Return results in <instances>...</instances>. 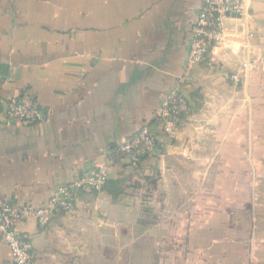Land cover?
<instances>
[{
    "label": "crops",
    "instance_id": "obj_1",
    "mask_svg": "<svg viewBox=\"0 0 264 264\" xmlns=\"http://www.w3.org/2000/svg\"><path fill=\"white\" fill-rule=\"evenodd\" d=\"M244 3L188 64L199 0H0V98L50 112L8 123L0 104V200L40 205L110 158L101 190L18 225L36 264H85L101 245L114 264H264V0ZM174 87L189 111L171 143L156 112ZM143 125L160 143L133 168L116 145ZM0 264H13L1 239Z\"/></svg>",
    "mask_w": 264,
    "mask_h": 264
},
{
    "label": "built area",
    "instance_id": "obj_2",
    "mask_svg": "<svg viewBox=\"0 0 264 264\" xmlns=\"http://www.w3.org/2000/svg\"><path fill=\"white\" fill-rule=\"evenodd\" d=\"M244 9V0H199L192 22L186 62L190 64L200 61L208 49L223 44L225 20L241 16ZM260 62V59L250 58L247 64L255 68ZM242 75L243 72H235L230 78L238 81ZM0 104L4 106V118L8 123L26 125L41 123L50 113L49 110L38 107L22 96L0 98ZM188 111L187 98L180 94L176 87L168 90L156 112L157 118L162 122L163 133L172 137L175 134L177 120ZM159 143L160 140L151 128L143 125L119 141L116 151L126 159L130 167L136 168L144 158L155 153ZM109 161L110 158L104 155L96 166L74 172L68 180L52 187L46 201L40 205H13L0 200V239L8 247L13 264H36L31 255L32 241L20 234L18 225L29 219L35 220L41 226L45 225L54 212L72 209L77 191L101 190L107 179Z\"/></svg>",
    "mask_w": 264,
    "mask_h": 264
},
{
    "label": "rangeland",
    "instance_id": "obj_3",
    "mask_svg": "<svg viewBox=\"0 0 264 264\" xmlns=\"http://www.w3.org/2000/svg\"><path fill=\"white\" fill-rule=\"evenodd\" d=\"M176 131V130H175ZM167 136V135H166ZM174 136V137H173ZM172 137H170L172 140L171 143H176L178 140L175 139V134ZM169 137V136H167ZM194 141V140H192ZM181 142H190V140H181ZM157 210V209H156ZM152 214H154L152 216ZM149 218H153L154 222H158L161 220V214H159L158 212L155 213H150ZM148 219V218H147ZM101 242L104 243L106 240L108 241V244L112 243V237L109 236L107 233L105 235V233L101 232ZM104 236V237H103ZM103 238V239H102ZM106 239V240H105ZM127 248H125L126 251ZM139 249V248H138ZM139 251H142L141 249H139ZM113 254V248L109 247V246H102L101 245V254L97 252V250L95 249V251H93V253L91 254L92 256H90V260L89 262L85 263V264H114L113 263V258H111V255ZM104 257L110 259V261H108L107 259L105 260ZM94 258V260H92ZM112 260V261H111ZM127 263V262H126ZM74 264H82L81 262H76Z\"/></svg>",
    "mask_w": 264,
    "mask_h": 264
}]
</instances>
